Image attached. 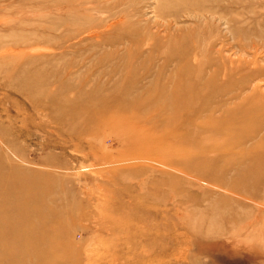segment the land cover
I'll return each instance as SVG.
<instances>
[{"label": "rangeland", "instance_id": "obj_1", "mask_svg": "<svg viewBox=\"0 0 264 264\" xmlns=\"http://www.w3.org/2000/svg\"><path fill=\"white\" fill-rule=\"evenodd\" d=\"M0 175L61 264H264V0H0Z\"/></svg>", "mask_w": 264, "mask_h": 264}, {"label": "bare ground", "instance_id": "obj_2", "mask_svg": "<svg viewBox=\"0 0 264 264\" xmlns=\"http://www.w3.org/2000/svg\"><path fill=\"white\" fill-rule=\"evenodd\" d=\"M20 185L19 179H7L0 175V191H4L1 195L0 201H6L8 204H18L28 198L27 206L32 204V216H27L26 210L17 211V229L19 231L15 234V241L17 242L15 249V255L13 258H7L6 262L14 261V264H61L64 261L59 258L61 252L71 251L72 248L64 243H60L63 234L67 233L66 223L63 218L59 219L60 216L53 212L50 207L45 206V192L39 191L36 186L23 192V195H18L13 193V189ZM18 187V188H19ZM11 190V191H10ZM20 197V198H19ZM17 204V205H18ZM16 205V206H17ZM34 205H36L34 207ZM40 206V207H39ZM64 217V216H63ZM66 217V216H65ZM64 217V218H65ZM67 218V217H66ZM4 227L0 228L1 234L5 236L6 229L9 226L6 219H10L9 216H0ZM15 226H13L15 228ZM11 228V227H10ZM9 247L2 245L0 246V251L7 252ZM76 261V260H75Z\"/></svg>", "mask_w": 264, "mask_h": 264}]
</instances>
